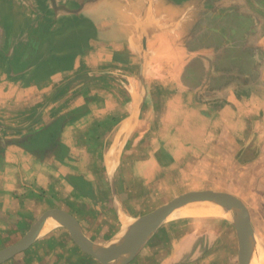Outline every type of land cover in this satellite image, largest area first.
I'll return each mask as SVG.
<instances>
[{
  "label": "crops",
  "instance_id": "obj_1",
  "mask_svg": "<svg viewBox=\"0 0 264 264\" xmlns=\"http://www.w3.org/2000/svg\"><path fill=\"white\" fill-rule=\"evenodd\" d=\"M86 62L93 64L96 70H103L105 63H112L111 69L137 65L141 76L127 80V86L133 87L127 92L129 111L115 126L103 152L105 178L95 173L94 179L78 175L67 180L71 175L67 173L70 146L62 135L77 120L94 114V105L89 101L97 94L89 95L87 90L79 96L77 111L67 108L73 101L67 87L78 78L77 71ZM3 74L8 76L2 77ZM23 86L31 87V97L44 95L43 101L36 100L43 103L41 111L32 107V116L40 119V112L45 110V116L53 120L44 128L46 132L30 130L27 141L9 139L5 132L12 130L5 124V136L0 138V214L18 217L19 213L32 214L33 207L39 212L35 207L43 202L37 193V188L42 187L41 175L34 170L31 180L24 184L20 173L11 169L14 167L11 160L29 151L37 161L48 165L54 162V169L62 172L70 187L73 185L83 202L77 210L86 203L96 207L105 201L102 183L107 181L109 192L115 194L111 210L121 221L124 217L136 221L152 211L134 208L150 200L156 174L165 175L160 168L174 170L170 182H175L179 189L185 188L186 192L211 189L192 185L197 183L198 176L187 178L195 172L184 168V163L180 165L182 158L168 152L170 145L191 154L199 149L220 148L215 141L202 138L198 145L194 141H199L201 134L214 136V132L219 131L214 127L219 124L217 120L222 117V111L223 133H232V123L236 124L234 120L239 118L241 126L259 127L251 142L264 137V127L260 128L264 125V0H0V100L5 96L9 98V107L16 106L22 98L18 95L23 92ZM46 89L52 92L47 95ZM133 90L139 94L135 95ZM202 93L225 99L223 110L213 107L204 114L188 108L190 101ZM156 102H169L171 109L167 108L165 116L175 124L174 127L164 126L165 131L158 137L165 139V150L159 151L163 157L161 165L152 157L140 160L129 155L147 147L144 142L136 143L137 125L142 117L156 110ZM11 113L2 116L5 122L15 117ZM73 116H77L74 123L71 122ZM58 119L62 124L56 130L54 124ZM204 126L207 131L200 129ZM257 140V148H263L264 141L258 144ZM192 156L183 162L193 160ZM19 190H25L21 192L28 198L25 202L20 199L27 204L25 208L13 204L17 197L14 193ZM9 192L13 194L10 200ZM47 202L50 207L44 211L61 208L73 215L77 212L54 200ZM197 211L192 213L198 216L200 211ZM183 212L163 221L143 247V255L139 249L127 264H216L215 249H212L217 234L215 222L205 217L200 221L199 217ZM82 214L75 217L92 241L106 244L113 237L112 231L106 235L105 232L103 235L89 232V227L81 222L85 218ZM58 225H61L58 221H49L44 231ZM199 225H205L207 232L201 234ZM25 226L28 225L22 222L0 225V249L14 244L16 238L20 240L18 236H24L29 230L27 227L24 231ZM130 226L121 225L120 229ZM235 234L237 236V232ZM38 240L39 236L29 249L2 264H16L14 260L22 254L30 264H36L41 259L34 255L33 249ZM255 247L256 238L253 253ZM24 260L21 264H27Z\"/></svg>",
  "mask_w": 264,
  "mask_h": 264
},
{
  "label": "rangeland",
  "instance_id": "obj_2",
  "mask_svg": "<svg viewBox=\"0 0 264 264\" xmlns=\"http://www.w3.org/2000/svg\"><path fill=\"white\" fill-rule=\"evenodd\" d=\"M111 65L113 64L105 63L103 70H96L94 65L90 62L84 63V66L77 71L76 77L78 76V78L75 77L76 80L73 78V84L67 87L68 90L66 89L67 93L73 97V101L69 102V105H67L68 103L65 105H67V108L71 107L73 111L78 110L76 106L80 104L79 96L83 94L85 90H87L89 95L97 94L92 102L89 101V104L91 103L94 105L92 109L94 114H88L79 120L74 119L72 121L71 119L72 123L77 121L66 128L62 135L64 142L70 146L68 167L66 163V167L69 168V170L67 171L66 169V171L67 173H71L70 177L66 178L60 170L56 171L57 169H54V162L48 165L47 163L35 160L29 151L21 152L19 157H14L13 160H11L14 166L11 169L20 173L19 178L23 177L24 184L31 180L34 170L37 175H41L42 187L41 189L37 188V193H40L43 202L35 207L39 212H36L34 207L32 208V214L30 212L25 214L19 213L20 216L18 217L16 215L0 214V225H19L22 222V225H28L24 228V231H26L28 228H31L29 226L34 224L43 213L44 209L50 207L47 202L50 200L58 202L61 206L77 210L80 206H83V202L80 201L81 199H79L74 192L73 185H71L72 188L68 185L69 183L67 180L73 179L71 177H77L78 175L83 177L88 176L90 179H94L95 173H97L96 176L105 178L102 173L103 152L115 126L129 111L128 103L130 102L127 99V92L128 88L133 87L127 86V80L139 78L141 76V70L137 65H119L120 67L116 69H111ZM5 76L8 75H2V77ZM57 88L59 89L60 87ZM21 89H23V92H19L20 95H18V97L22 98L18 101L19 103H17L16 106L11 105L12 107H9V102H7L9 98L5 96L0 100V138L7 134L9 139L17 138L16 140L27 141L31 136L29 133L30 130L32 132L38 130L42 131V129L46 128L53 120L52 117L49 118L45 116V110L44 112H40L42 116L40 119L34 118L32 116L33 114H31V112L34 111L32 107H35V110L39 109V111H41L42 106L40 105L43 103L36 102V100L39 98L43 101L44 95H39V97H37L35 94V97H31V87L23 86ZM135 91L136 90H133V93L138 95L139 93ZM50 92H52V90L49 91V89H46L44 91L47 95ZM141 93L143 92L141 91ZM225 102V99L221 100L219 97H216V94L202 93L195 96V99L190 101L188 108L198 109V111L201 110V112L207 114L213 107L215 110H223L222 108H224ZM168 104L165 102H156V110L153 111L151 115L142 117L138 122L137 126L139 128L137 130L136 136L138 138H136V143L141 141L148 145L145 150L137 149V152L134 151V153L129 154L134 159L142 160L152 157L154 162L161 165L163 157L160 156L159 151L162 149L165 150L163 147L165 139L159 140L158 137L165 131L166 128L164 126L174 127L175 125L174 123L171 124V122H169L171 119L165 116L167 108L168 110L171 109H169ZM171 104L173 106L176 105L174 102H171ZM38 105L39 107H37ZM10 112H12L15 117L8 119L9 123H7L2 116L10 114ZM221 116L222 117L217 120L219 124H216L214 127L215 130L219 129V131L214 132V136L213 134L210 136L208 134H201L200 137H198L199 141H194L196 145L201 144L200 140L202 138L207 141H215L218 142L220 148L216 150L199 149L193 151L191 154V151L182 150L180 152L177 148L170 145L168 147V152L177 157L180 156L182 158V163L180 165L184 163V168H188L191 173H196L187 175V178L198 176L197 183L192 185L197 186L199 184L198 186L201 188L209 187L218 191H227L237 195L244 201L250 211L252 225L254 226V237L256 238V247L251 264H264V145L263 148L259 149L255 141L257 140L256 138L251 142L255 136V130H259V127L257 128L255 125L251 124L246 127L241 126L239 123L240 119L236 118L234 120L236 124L232 123V133H223V111ZM5 124L6 126L9 125L7 128L12 131L5 132ZM263 127L264 125L260 128ZM200 129L207 131L206 126H204V128L200 127ZM167 130H169V128H167ZM3 132H5V134ZM257 141L258 144H260L264 141V137H260ZM215 146L217 147V144H215ZM191 156L193 160L183 162L186 157ZM37 162L40 163L37 165ZM57 163H59L58 160ZM15 166H17L16 169ZM192 169H194V171ZM159 170H163V174H165L164 177L159 175L162 172L156 174L155 177L157 181L151 186L150 200H146V203L143 205L140 204L138 207L134 208L135 210H154L181 193L186 192L185 188L179 189L175 182H170L173 178L172 174L174 170L168 168H160ZM27 184L31 183L28 182ZM102 184L105 186V201L101 202L99 206L96 207H92V205L85 201L86 204L84 207L80 208L83 211H79V209L76 212L77 215H75L78 216V214L83 212L82 215H84L85 218H82L81 222L83 225L89 227L88 231L90 230L89 232L93 234L103 235L105 232L104 235H106L110 234L112 231L111 236L113 235V237L107 241V243H109L112 239L115 241V239L118 238L116 236L123 235L127 230L120 229L121 225H131L134 223V220L130 217H124L122 221L119 219L118 214H115L110 208L113 207V198L115 194L109 192L107 181ZM21 191L25 192V190H19V192L14 193L17 197L13 204L18 203L22 208H25L27 204L24 202L28 198H26V195ZM70 196L71 198H69ZM8 197L10 200L13 194L9 192ZM21 197L24 202L20 200ZM68 198L70 199L69 201ZM216 204L217 203L214 202H193L174 210L173 214L167 219H171L173 215H176L179 211H184L183 213L187 215H194L191 209L199 210L201 213L198 216L194 215L196 218L199 217V219H201L200 221L209 218L215 222L214 230L217 234L215 235V244L212 249H215L217 258L216 264H239L237 259L239 246L235 234L236 227L234 224V215L233 213H229L230 210L223 206V211L228 213L226 216L230 218L220 214H207L212 207H221ZM210 226L212 227L213 225H209L208 227ZM199 227L202 231L201 234L208 230L207 227L205 228V225H199ZM108 228L109 230H107ZM44 229L45 226L39 234V242L33 248L35 249L34 255L41 257L38 262H35L36 264H102L92 256L82 252L72 239L68 229L63 225L54 226L45 231ZM158 229L159 227L147 238L140 248L141 255H143V247L147 245L148 241L157 233ZM22 237L23 235L18 236L20 239ZM16 240L18 241L19 239L16 238ZM6 244L7 243H5V245ZM22 255L17 256L14 260L16 264H21L25 259L22 258ZM24 262L27 264L31 263L26 259ZM120 263L121 262L118 264Z\"/></svg>",
  "mask_w": 264,
  "mask_h": 264
},
{
  "label": "water",
  "instance_id": "obj_3",
  "mask_svg": "<svg viewBox=\"0 0 264 264\" xmlns=\"http://www.w3.org/2000/svg\"><path fill=\"white\" fill-rule=\"evenodd\" d=\"M211 201L214 203L220 202L224 208L232 211L239 243V264H250L255 245L254 227L250 211L244 201L237 195L213 189L192 190L181 193L167 203L140 216L117 241L108 244H99L92 241L84 233L79 220L72 213L61 208L48 209L39 216L20 240L0 249V264L29 249L48 221H58L66 227L81 250L100 263L113 264L116 260L124 257L120 264H126L133 259L147 238L174 210L193 202Z\"/></svg>",
  "mask_w": 264,
  "mask_h": 264
},
{
  "label": "bare ground",
  "instance_id": "obj_4",
  "mask_svg": "<svg viewBox=\"0 0 264 264\" xmlns=\"http://www.w3.org/2000/svg\"><path fill=\"white\" fill-rule=\"evenodd\" d=\"M211 202H213V201H211ZM217 206H221V207H216V206H214V207H212V209H210L207 213L209 214V213H211V214H220V215H225L226 216V214H228V213H225L223 210H224V206L219 202V203H217L216 204ZM223 206V207H222ZM193 212L194 211H197V209L195 210V209H191ZM198 212V211H197ZM196 212V213H197ZM201 212H199V214H200ZM229 213H232L231 211L229 212ZM227 217V216H226ZM227 218H230V217H227ZM49 222V221H48ZM122 236V234L121 235H119L118 236V238H116L115 239V241H117L120 237ZM127 256V255H126ZM125 256V257H126ZM124 260V257L123 258H120V259H118V260H116L115 262H113V264H118L119 262H122ZM250 264H251V262H250Z\"/></svg>",
  "mask_w": 264,
  "mask_h": 264
},
{
  "label": "trees",
  "instance_id": "obj_5",
  "mask_svg": "<svg viewBox=\"0 0 264 264\" xmlns=\"http://www.w3.org/2000/svg\"><path fill=\"white\" fill-rule=\"evenodd\" d=\"M76 117L77 116H73V118H72V121L74 120V119H76ZM54 124V123H53ZM52 124V125H53ZM61 124H62V122H61V120L60 119H58L56 122H55V124H54V126H55V129L56 130H59V128L58 127H60L61 126ZM45 130V132H46V129H44Z\"/></svg>",
  "mask_w": 264,
  "mask_h": 264
}]
</instances>
